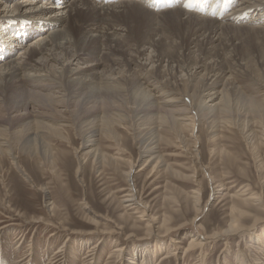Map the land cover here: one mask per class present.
<instances>
[{
    "label": "rangeland",
    "instance_id": "374dc122",
    "mask_svg": "<svg viewBox=\"0 0 264 264\" xmlns=\"http://www.w3.org/2000/svg\"><path fill=\"white\" fill-rule=\"evenodd\" d=\"M12 1L2 3L3 10L12 19H18L19 15L13 7L10 6L8 12ZM31 2L37 11L45 6L44 0ZM45 2L55 3L52 0ZM231 9L225 13L221 10L220 14L226 16ZM26 15H31V12H26ZM247 19L250 20L251 16L241 19V24L247 23ZM156 27L160 29L162 25ZM36 35L27 38L25 44L32 42ZM222 40L227 45L230 43L226 40H231L243 57L237 62L240 64H236L232 61L236 56L234 48L229 46L225 53L227 59L232 61L228 64L231 73L224 76L222 82L227 81L226 110L229 112L223 116L216 115L215 129L211 130L210 120L206 117L197 118L193 99L186 86L179 81L176 87H172L171 95H167L171 88L161 89L158 84L152 93L156 97L159 95V103L174 99L176 113L179 108L181 111L194 104L187 114L195 121L193 129L184 126L179 132L172 131L164 123V115L158 112L140 120V115L134 109L135 104L131 98H127L115 118L118 123L108 121L110 133L98 128L95 134V145L105 155L101 164L84 155L85 150L80 144L86 133V127L81 125L85 119L81 117L78 122L82 123L74 127L73 113L62 108H59L61 113L54 119L66 124L62 133L68 138V143L56 139L50 141L55 162L31 161L20 150H14L17 157L14 164L8 157H0V264H48L53 261L91 264L94 258L95 264H117L115 248H122L121 253L128 260L133 251L141 247L140 239L143 238L146 224L144 219L141 221L138 217L140 210L132 214L122 208L121 198L129 189L136 190L157 225L166 219L174 229L168 236L152 240L157 232L154 225L152 239L146 245L150 248L154 242H158L162 249L157 252V248H154V253L151 250L148 264H253L257 255L264 257L263 253L254 250L256 245L264 244V222H260V228L251 232L252 239L246 232L230 237L219 236L208 243L200 255L191 253L185 258L184 250L192 237L200 241L228 228L231 205L235 203L237 207H242L234 198L246 200L252 196L258 197L262 210L255 206L242 208L249 216L245 224L251 225L253 217L264 221V117L247 111L249 105L264 110V27L252 25L236 29ZM16 55V51L11 54ZM177 56L182 59V52H178ZM165 62L166 59H162V66L167 64ZM105 66L102 64L101 70ZM173 68L175 70L176 67ZM131 92L133 97L140 96L135 89ZM159 116L161 122L151 131L153 121ZM92 118L97 119V116ZM246 126L249 131L244 130ZM153 137H158L155 160L147 162L149 158L141 156V141H149ZM184 148L186 151H183ZM159 159L162 163L148 179L154 162ZM130 164L134 165L132 182H128L125 176ZM24 174L31 180H26ZM42 190L49 193L53 206L51 214L46 208ZM195 190L199 191L198 211L191 197ZM176 241L179 243L174 244ZM59 245H64L63 253H57ZM171 253H174L172 259L166 258L164 263L160 262L161 258ZM223 256L228 263L223 262ZM239 259H242V263Z\"/></svg>",
    "mask_w": 264,
    "mask_h": 264
},
{
    "label": "bare ground",
    "instance_id": "6f19581e",
    "mask_svg": "<svg viewBox=\"0 0 264 264\" xmlns=\"http://www.w3.org/2000/svg\"><path fill=\"white\" fill-rule=\"evenodd\" d=\"M6 1L0 0V157H8L13 164L17 158L14 150H20L34 162H55L50 141L56 139L68 143V138L62 133L66 124L54 119V116L61 113L59 108L73 113L74 127L81 122H78L81 117L85 119L81 125L86 127V133L80 144L85 150L84 155L99 164L104 161L105 155L95 145V134L98 128L110 133L108 121L118 123L115 118L127 98H131L135 104L134 109L140 115V120L152 113H162L164 123L175 132H179L184 126L193 129L195 121L187 114L195 104L197 118L206 117L210 120L211 130L215 129L216 115L223 116L228 111L227 81L222 83L224 76L231 73L228 64L232 61L240 64L237 62L243 57L231 40H226L230 43L227 45L222 38L225 39V35L231 31L241 30L246 26L264 27V0H174L176 4L173 7L165 8L161 12L153 7L154 0H52L55 3L44 0L45 6H41L39 11L34 9L31 2L33 0H13L8 6V12L9 7H13L19 15L18 19H12L3 10L2 3ZM208 1L209 8L204 9V4ZM225 8L232 9L223 16L220 13ZM26 12H31V15L27 16ZM249 15L251 19H247L248 22L242 25L241 19ZM158 24L162 28L158 29ZM35 33L37 35L32 42L27 41L29 44H25L26 39ZM229 46L234 48L236 55L231 62L225 55ZM13 51H16V56H11ZM178 52H182V59H179L181 55L177 56ZM195 53L199 56L196 57ZM236 57L238 59L235 60ZM162 59H166L167 64L162 66ZM102 64H106L103 70ZM173 66L176 67L175 70ZM193 70L195 74H192ZM182 77L183 79H179ZM179 81L186 86L194 104L191 108H182L181 111L179 108L176 113L174 99L159 103V95L156 97L152 89L156 90V84L161 89L169 87L172 90L167 95H171L172 87H176ZM132 89L139 91L140 96L133 97ZM247 111L264 117V110L256 105H249ZM96 116L97 119L92 118ZM160 116L153 121L151 131L161 122ZM56 122L58 123L55 124ZM248 126L244 130L249 131ZM157 140L158 137H153L149 141H141V156L149 158L147 162L155 160ZM185 148L183 151H186ZM160 163V159L154 162L147 175L148 179L153 175L152 172L157 171ZM133 167L130 164V169L125 174L128 182L133 181ZM24 176L26 180H31L27 174ZM42 192L46 208L51 214L53 206L49 193L47 190ZM192 194L193 204L198 211L199 191L195 190ZM234 200L242 207H237L235 203L231 205L228 228L200 241L192 237L184 250L185 258L191 253L200 255L208 243L219 236L230 237L241 232L251 236V232L260 228V222L264 221L255 217L253 224L246 226L245 219L249 216L242 208L255 206L262 210L261 200L256 196L246 200ZM121 203L126 212L134 214L140 210L138 217L141 221L144 219L146 224L143 238L140 239L141 247L134 250L128 260L121 253L122 248H115L118 260L116 263L148 264L151 250L154 253V248H157V252L162 249L158 242H154L151 249L146 245L152 239L154 225L157 232L152 240L164 238L174 229L168 225L166 219L157 225L136 190L129 189L121 198ZM83 207L87 209L86 206ZM262 231L264 233V229ZM252 238L254 237L251 236ZM178 243L176 241L174 244ZM263 245H256L254 250L264 254ZM63 246H58L57 253L62 252ZM172 256L174 253L161 258L160 262L164 263L166 258L172 259ZM256 258L253 259V264H264V257L257 255ZM179 260L182 259L179 257ZM222 260L227 262L225 256ZM241 260L239 259L240 263ZM95 262L96 258L90 263ZM48 264L65 263L53 261Z\"/></svg>",
    "mask_w": 264,
    "mask_h": 264
}]
</instances>
